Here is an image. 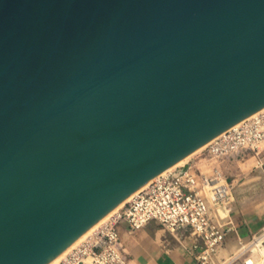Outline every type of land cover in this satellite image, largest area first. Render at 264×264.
<instances>
[{
    "label": "water",
    "instance_id": "1",
    "mask_svg": "<svg viewBox=\"0 0 264 264\" xmlns=\"http://www.w3.org/2000/svg\"><path fill=\"white\" fill-rule=\"evenodd\" d=\"M264 109V0H0V264H51Z\"/></svg>",
    "mask_w": 264,
    "mask_h": 264
},
{
    "label": "built area",
    "instance_id": "2",
    "mask_svg": "<svg viewBox=\"0 0 264 264\" xmlns=\"http://www.w3.org/2000/svg\"><path fill=\"white\" fill-rule=\"evenodd\" d=\"M245 153L264 155V109L206 144L191 161L135 192L56 264H129L118 228L125 224L134 234L150 222L189 241L195 264H216L217 252L235 233L234 195L219 164ZM242 264H264V258L249 256Z\"/></svg>",
    "mask_w": 264,
    "mask_h": 264
},
{
    "label": "crops",
    "instance_id": "3",
    "mask_svg": "<svg viewBox=\"0 0 264 264\" xmlns=\"http://www.w3.org/2000/svg\"><path fill=\"white\" fill-rule=\"evenodd\" d=\"M233 210L237 213V217L232 216L235 233L232 232L227 237L225 244L217 252L216 261L228 255L231 250L228 243L231 239H245L259 231L264 224L262 216L244 209V206L236 207L233 204ZM118 230L129 264H195L193 254L188 249L189 241L178 240L155 222L148 223L134 234L128 233L125 224H121Z\"/></svg>",
    "mask_w": 264,
    "mask_h": 264
},
{
    "label": "rangeland",
    "instance_id": "4",
    "mask_svg": "<svg viewBox=\"0 0 264 264\" xmlns=\"http://www.w3.org/2000/svg\"><path fill=\"white\" fill-rule=\"evenodd\" d=\"M191 160L192 157L189 161ZM219 165L232 187L235 206H244V209L256 212L264 218V155L254 158L252 153H245L235 159L223 161ZM232 216L237 217L234 210ZM240 240L241 245L238 238L231 239L228 243L229 247L231 246L230 252L220 260L217 259L216 264H242V261L249 256L264 258V224L259 231ZM257 240L259 243L255 248L256 252H251ZM236 247H239V250H236Z\"/></svg>",
    "mask_w": 264,
    "mask_h": 264
},
{
    "label": "bare ground",
    "instance_id": "5",
    "mask_svg": "<svg viewBox=\"0 0 264 264\" xmlns=\"http://www.w3.org/2000/svg\"><path fill=\"white\" fill-rule=\"evenodd\" d=\"M200 150H202V148L200 149ZM200 150H198L197 152H195L193 155H195V154H197ZM193 155H191V156H189L188 158H186V159H184L183 161H181L179 164H177L176 166H174L173 168H171L170 170H168V171H171L172 169H174L175 167H177V166H181V165H184V164H186L189 160H190V158L193 156ZM167 171V172H168ZM166 173V172H165ZM109 217V215L108 216H106L104 219H102L99 223H97L93 228H91L88 232H86L81 238H79L74 244H72L64 253H62L56 260H54L51 264H56L57 263V261H59L60 260V258L71 248V247H73L74 245H76L77 243H79L81 240H83L91 231H93L96 227H98L102 222H104L107 218ZM257 243H259V240H257L256 241V243L255 244H257ZM254 244V245H255ZM252 245V244H251ZM231 247V246H230ZM236 250H239V247H236L235 248ZM235 251V250H234Z\"/></svg>",
    "mask_w": 264,
    "mask_h": 264
}]
</instances>
